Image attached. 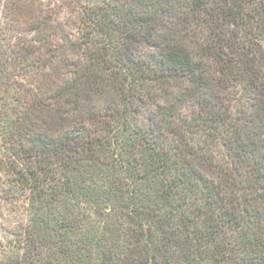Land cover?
Returning a JSON list of instances; mask_svg holds the SVG:
<instances>
[{"label":"trees","instance_id":"1","mask_svg":"<svg viewBox=\"0 0 264 264\" xmlns=\"http://www.w3.org/2000/svg\"><path fill=\"white\" fill-rule=\"evenodd\" d=\"M36 1L0 0V264H264V0H68L53 54Z\"/></svg>","mask_w":264,"mask_h":264},{"label":"rangeland","instance_id":"2","mask_svg":"<svg viewBox=\"0 0 264 264\" xmlns=\"http://www.w3.org/2000/svg\"><path fill=\"white\" fill-rule=\"evenodd\" d=\"M37 2H41L43 6L47 8H57V20L53 23V28H51L49 31L51 33V43L48 45L51 52H47L50 54H53L55 51L57 52V49L54 51V47L57 48V40L62 34L65 35H75L76 26L74 25V13L70 12V6L68 0H37ZM29 33V31L27 30ZM26 33L27 38L31 36V34ZM4 225V223H3ZM6 234H3L0 231V236H4Z\"/></svg>","mask_w":264,"mask_h":264}]
</instances>
